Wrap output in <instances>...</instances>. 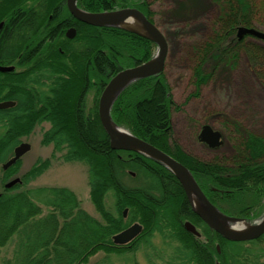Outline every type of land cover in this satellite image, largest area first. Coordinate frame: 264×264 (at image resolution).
Listing matches in <instances>:
<instances>
[{
    "label": "trees",
    "instance_id": "obj_1",
    "mask_svg": "<svg viewBox=\"0 0 264 264\" xmlns=\"http://www.w3.org/2000/svg\"><path fill=\"white\" fill-rule=\"evenodd\" d=\"M151 3L77 0V6L89 13L136 8L156 25ZM205 5L217 11L213 26H218L219 31L204 47L188 48L190 54L198 55L192 69L191 97L199 96L211 79L207 70L216 73L219 65L233 64L238 58L246 38L235 41L238 27L264 31V0L177 3L176 12L182 20L174 24H192ZM172 16L174 10L162 17L170 25L174 21ZM71 21L65 0H0V65L11 66L21 55L17 65L32 70L0 73V102H16L14 108L0 111V164L12 156L20 139L31 134L41 122H48L49 128L40 143L52 145V156L61 152L64 162L86 166L89 200L99 218L88 215L74 193L66 188L23 189L49 167L48 160H38L20 176V184L4 189L6 181L17 177L18 160L7 171H1L0 264H87L98 252L122 255L140 247L157 252L152 243L155 235L179 246L181 255L173 264H259L260 256L250 247L263 243L264 235L244 243L225 241L192 212L167 169L138 153L113 151L109 147L98 118V98L116 73L148 61L155 45L124 30L97 29ZM70 23L76 36L59 45ZM72 43L80 48L72 49ZM250 53L251 65L257 70L261 60ZM41 80L46 83L41 84ZM33 84H46V96L38 91L33 98ZM88 90L94 96L92 106L85 99ZM34 101L38 105H33ZM174 106L162 72L130 84L114 101L110 115L115 125L185 166L207 199L223 214L248 222L259 217L264 210V137L230 118L224 127L236 138L231 153L216 155L211 160L194 157L174 139ZM201 146L208 156L221 150ZM130 172L143 183L127 186L124 180L131 179ZM108 199L112 201L111 210L106 205ZM124 209L126 219L122 217ZM185 221L200 230L202 239H195L184 230ZM135 222L142 226L141 234L126 247H114L112 236ZM10 241L11 257L1 259V251ZM215 245H219V253ZM147 262L154 264L151 259Z\"/></svg>",
    "mask_w": 264,
    "mask_h": 264
},
{
    "label": "rangeland",
    "instance_id": "obj_2",
    "mask_svg": "<svg viewBox=\"0 0 264 264\" xmlns=\"http://www.w3.org/2000/svg\"><path fill=\"white\" fill-rule=\"evenodd\" d=\"M151 1L152 10L156 15V26L168 43V57L163 73L175 104L171 109V119L176 142L188 153H192L196 157L203 156L206 160H211L216 155H229L233 146L232 141L236 139L232 132H228L229 130L224 127L225 122L230 118L240 121L243 128L264 137V41L253 37L243 38L241 51L234 63L219 65L216 73H213V70H207L206 72L212 74L211 79L201 88L199 96L191 97L194 94L192 69L197 62L198 55L190 54L188 48L190 46L204 47L213 39L214 34L219 31L218 26H213L217 18V11L215 9L211 11L205 5L192 24L177 26L174 22L182 20L180 14L176 12L177 3H189L191 0ZM170 10H174V16H172L174 21L169 25V21H164L162 16ZM262 19L264 18L262 17ZM257 30L264 32L262 28ZM235 41H237L236 32ZM71 46L75 50L80 48L76 46V43H72ZM250 51L254 52L255 56L261 60L258 72L251 65L253 55ZM93 98L94 96L90 95L88 101L92 102ZM203 125L210 126L213 130L220 132L223 137L221 150L210 153V156L201 146L202 144L197 141V135ZM41 130L39 127H35L33 132L23 140L24 143L29 144L30 149L21 157L16 176L23 175L38 160H48L50 164L40 176L30 181L23 189L66 188L74 193L81 208L88 215L98 219L99 215L94 211L89 200L86 166L76 162H64L61 159V152L52 156V145L44 146L40 143ZM131 179L126 178L125 184L130 187L138 186L135 177H131ZM106 205L108 209H112L110 199L106 201ZM263 215L264 210L259 217L248 223H256ZM152 243L158 249L157 252L142 247L122 255H107L98 252L89 258L87 264H148V259H151L154 264H173L176 263V258L181 255L176 243L163 241L157 235L153 237ZM250 248L254 254L260 256L258 263L264 264V242ZM11 250L10 241L2 249L1 259H9Z\"/></svg>",
    "mask_w": 264,
    "mask_h": 264
},
{
    "label": "water",
    "instance_id": "obj_3",
    "mask_svg": "<svg viewBox=\"0 0 264 264\" xmlns=\"http://www.w3.org/2000/svg\"><path fill=\"white\" fill-rule=\"evenodd\" d=\"M77 0H65L66 8L70 15L78 22L97 28H118L143 37L156 46L154 56L145 63L124 69L116 73L105 85L98 101V118L108 138L109 147L113 151L138 153L166 168L178 181L186 196L192 212L213 232L228 242H249L264 235V216L256 223L249 224L244 219L230 217L223 214L198 187L190 171L174 158L157 149L153 145L133 136L126 129L115 125L111 119L110 111L119 94L135 81L156 77L162 73L168 52V44L163 34L151 24L144 15L134 8H125L103 13H87L76 6ZM137 24L139 31L130 28V24ZM3 23H0V29ZM72 31V30H70ZM67 31L66 37L71 39L74 32ZM249 36L264 41V32L255 28L239 27L236 30L238 41ZM13 67L0 66V73H9ZM10 101L0 102V110L13 107ZM200 143L214 149L222 145L221 133L204 125L197 136ZM30 149L29 144L21 143L15 147L13 156L2 165L5 171L14 165ZM19 178H15L4 185V189H10L20 184ZM127 210L123 211V217ZM185 231L194 237H199L195 227L185 222ZM142 231V227L135 223L112 237L113 245L124 246L136 238ZM217 253L219 248L217 247ZM220 264V263H216Z\"/></svg>",
    "mask_w": 264,
    "mask_h": 264
},
{
    "label": "flooded vegetation",
    "instance_id": "obj_4",
    "mask_svg": "<svg viewBox=\"0 0 264 264\" xmlns=\"http://www.w3.org/2000/svg\"><path fill=\"white\" fill-rule=\"evenodd\" d=\"M26 6H28V5H25L24 7H26ZM66 6V5H65ZM66 11H67V16L69 17V19H71L72 21L71 22H75V23H80V22H78L77 20H75L71 15H70V13L68 12V10H67V8H66ZM2 23V22H1ZM81 24V23H80ZM83 25V24H82ZM70 30H72L73 32H74V36H73V38H71V39H69V38H67L66 37V33H67V31H70ZM72 31H70V32H72ZM76 29H75V27L73 26V25H71V23H70V25H69V27H67L66 28V30H65V32H64V34H63V37H60V40H59V45L60 44H62L63 43V41L64 40H68V41H73L74 40V38H75V36H76ZM61 47H59L58 49H59V51L61 50L60 49ZM68 54V53H67ZM67 54H66V56H67ZM21 55H19L18 56V58L17 59H19V57H20ZM17 59L14 61V63L13 64H11V67H13V70L11 71V72H13L14 74L16 73V74H18L19 72H24V71H26L27 73L28 72H30V71H32L31 69H28V68H26V69H23L22 67H20L19 65H17V63H16V61H17ZM28 69V70H27ZM34 74L37 76V72H34ZM42 83H46L45 82V80H41V84ZM30 89L32 90L31 91V94H32V97L34 98L35 97V94H37L38 93V91L39 92H41V93H43L45 96H46V94H47V89H46V84L45 85H43V86H38V85H36V84H33V85H31L30 86ZM39 94V93H38ZM90 92H89V90H88V92L85 94V99H89L90 98ZM1 102H5V101H1ZM11 102H13L14 103V105H13V107H11V109L12 108H14L15 106H16V102L15 101H11ZM38 105V103L36 102V101H34V103H33V105ZM2 110H7V109H2ZM1 111V110H0ZM44 126H45V128H44ZM1 127V126H0ZM36 127H39L40 129H42L41 130V136H42V134L44 133V132H46L47 130H48V128H49V123L48 122H46V121H43V122H41L39 125H37ZM0 132H1V130H0ZM26 138V137H25ZM24 137L22 138V139H20V143L19 144H21V143H23V140L25 139ZM18 144V145H19ZM16 147V146H15ZM14 147V148H15ZM14 148H13V150H12V152L14 151ZM184 150V149H183ZM185 151V150H184ZM187 152V151H186ZM188 153V152H187ZM188 154H190V153H188ZM191 155H193L194 157H196L194 154H192L191 153ZM11 156V155H10ZM9 159V158H8ZM8 159H6L3 163H1L0 164V168H1V166L6 162V161H8ZM0 173H1V169H0ZM124 218H126V217H124ZM123 218V219H124ZM202 237H201V234L199 233V237H196L195 239H201ZM126 247V246H125Z\"/></svg>",
    "mask_w": 264,
    "mask_h": 264
},
{
    "label": "bare ground",
    "instance_id": "obj_5",
    "mask_svg": "<svg viewBox=\"0 0 264 264\" xmlns=\"http://www.w3.org/2000/svg\"><path fill=\"white\" fill-rule=\"evenodd\" d=\"M117 10H121V8L120 9H117ZM116 11V10H115ZM143 14V13H142ZM145 17V16H144ZM146 18V17H145ZM147 19V18H146ZM148 20V19H147ZM81 23V22H80ZM81 24H83V25H86V24H84V23H81ZM154 25V24H153ZM87 26H89V25H87ZM156 28H158L156 25H154ZM90 27H92V26H90ZM95 28H97V27H95ZM130 28H133V29H135V30H137V31H139V28H138V26H137V24H130ZM97 29H112V28H97ZM138 36V35H137ZM140 37V36H139ZM113 77V76H112ZM111 77V78H112ZM110 78V79H111ZM109 79V80H110ZM109 80H108V82H109ZM100 97V96H99ZM98 101H99V98H98ZM89 106H92V102H89L88 101V103H87ZM97 108H98V103H97ZM30 135V134H29ZM1 169H2V166H1ZM9 169V168H8ZM8 169H6L5 171H7ZM178 182V181H177ZM137 183H138V185H140V184H142L143 183V181L140 179V180H137ZM179 184V183H178ZM179 186H180V184H179ZM180 188H181V186H180ZM181 190H182V192H183V189L181 188ZM183 194H184V192H183ZM184 197H185V199H186V196H185V194H184ZM187 200V199H186ZM263 217V216H262ZM261 217V218H262ZM260 218V219H261ZM241 219V218H240ZM259 221V220H258ZM257 221V222H258ZM260 238V237H259ZM258 238V239H259ZM257 240V239H256ZM252 241H254V240H252ZM250 242V241H249ZM217 247L219 248V245H215V250H216V252H217ZM219 251H220V248H219ZM216 263H219V262H216ZM215 263V264H216Z\"/></svg>",
    "mask_w": 264,
    "mask_h": 264
}]
</instances>
